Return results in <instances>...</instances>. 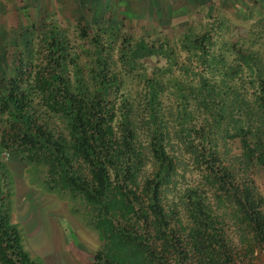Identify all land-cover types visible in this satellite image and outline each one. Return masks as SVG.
I'll return each mask as SVG.
<instances>
[{
  "label": "trees",
  "instance_id": "1",
  "mask_svg": "<svg viewBox=\"0 0 264 264\" xmlns=\"http://www.w3.org/2000/svg\"><path fill=\"white\" fill-rule=\"evenodd\" d=\"M209 20L173 41L78 27L81 45L49 24L0 93V149L94 231L92 264H264V53ZM0 182V264H42L1 163Z\"/></svg>",
  "mask_w": 264,
  "mask_h": 264
},
{
  "label": "rangeland",
  "instance_id": "2",
  "mask_svg": "<svg viewBox=\"0 0 264 264\" xmlns=\"http://www.w3.org/2000/svg\"><path fill=\"white\" fill-rule=\"evenodd\" d=\"M215 17L227 22L220 31L225 42L246 40L251 49L264 53V0H0V93L12 78L31 70L49 24L63 30L71 44L81 45L85 42L78 37V27L90 33L101 24L135 37L161 34L173 41L186 25L199 28ZM142 63L149 72L162 60ZM0 163L11 177L10 220L20 229L29 253L42 264H92L99 246L94 231L68 213L65 201L29 183L23 165L1 149ZM252 180L264 194L260 170ZM254 264H262L261 258Z\"/></svg>",
  "mask_w": 264,
  "mask_h": 264
}]
</instances>
